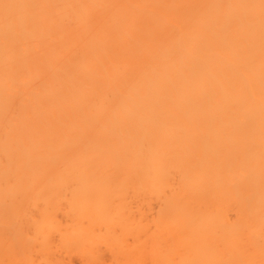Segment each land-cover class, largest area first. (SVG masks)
I'll use <instances>...</instances> for the list:
<instances>
[{
  "label": "bare ground",
  "instance_id": "obj_1",
  "mask_svg": "<svg viewBox=\"0 0 264 264\" xmlns=\"http://www.w3.org/2000/svg\"><path fill=\"white\" fill-rule=\"evenodd\" d=\"M0 264H264V0H0Z\"/></svg>",
  "mask_w": 264,
  "mask_h": 264
}]
</instances>
